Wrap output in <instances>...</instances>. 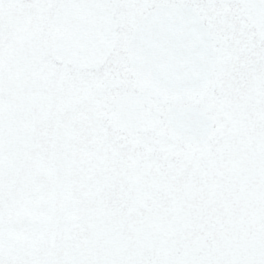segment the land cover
<instances>
[{"label": "snow or ice", "instance_id": "6c2138e0", "mask_svg": "<svg viewBox=\"0 0 264 264\" xmlns=\"http://www.w3.org/2000/svg\"><path fill=\"white\" fill-rule=\"evenodd\" d=\"M0 264H264V0H0Z\"/></svg>", "mask_w": 264, "mask_h": 264}]
</instances>
